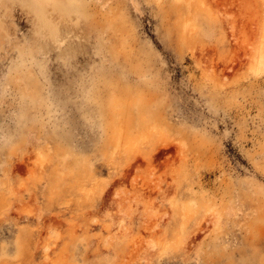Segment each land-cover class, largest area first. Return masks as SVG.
Listing matches in <instances>:
<instances>
[{"label": "rangeland", "instance_id": "374dc122", "mask_svg": "<svg viewBox=\"0 0 264 264\" xmlns=\"http://www.w3.org/2000/svg\"><path fill=\"white\" fill-rule=\"evenodd\" d=\"M0 264H264V0H0Z\"/></svg>", "mask_w": 264, "mask_h": 264}]
</instances>
